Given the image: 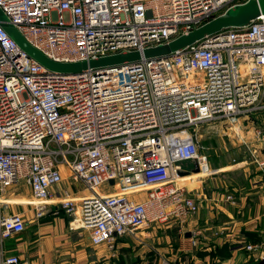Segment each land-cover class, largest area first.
<instances>
[{
  "label": "built area",
  "instance_id": "obj_1",
  "mask_svg": "<svg viewBox=\"0 0 264 264\" xmlns=\"http://www.w3.org/2000/svg\"><path fill=\"white\" fill-rule=\"evenodd\" d=\"M247 1L0 0V11L49 60L79 63L167 44ZM205 41L167 57L58 73L0 25V210L5 192L22 184L36 217L58 199L95 247L150 225L188 229L198 206L178 173L192 161L211 173L196 129L264 113V15ZM252 131L264 175V127ZM63 170L87 197L60 196ZM24 230L23 215L0 213V264H19L2 244ZM188 234L197 246L201 234Z\"/></svg>",
  "mask_w": 264,
  "mask_h": 264
},
{
  "label": "crops",
  "instance_id": "obj_2",
  "mask_svg": "<svg viewBox=\"0 0 264 264\" xmlns=\"http://www.w3.org/2000/svg\"><path fill=\"white\" fill-rule=\"evenodd\" d=\"M253 150L245 144L236 165L212 164V170L219 173L239 172V179L212 177L206 181L204 177L195 179L193 173L181 176L180 184L188 195L201 202L188 225L201 231L200 243L192 247L188 233L181 243L193 250L188 264H264V175L255 163L260 154H253ZM247 154L251 160L246 159ZM247 165H255L257 170L249 173ZM191 167L185 163L182 172ZM62 173L63 184L56 189L61 197L88 195L81 185L69 183L66 170ZM36 210L18 209L25 219V230L3 242L6 256L17 257L19 264H99L100 252L91 246L87 231L78 228L63 209L49 205L41 217L35 216ZM246 245L260 248L247 252Z\"/></svg>",
  "mask_w": 264,
  "mask_h": 264
},
{
  "label": "rangeland",
  "instance_id": "obj_3",
  "mask_svg": "<svg viewBox=\"0 0 264 264\" xmlns=\"http://www.w3.org/2000/svg\"><path fill=\"white\" fill-rule=\"evenodd\" d=\"M257 126L264 127V113L257 117L239 120L237 124L235 122L231 125H229V123H221L214 126L205 124L196 129L199 153L207 157L208 167L211 173L198 176H196V174L195 179H203V177L207 179L206 181L212 177L219 178L221 181L224 179H239V172L219 173L217 170H212V164L225 163L231 166L236 165L235 162H238L240 159L239 156H241V150L245 144H248L251 149H254L252 151L253 154L256 152L259 155V146L254 142L252 134L253 127ZM248 154L246 155V159L249 158V160H251L250 154ZM246 168H248L247 171L249 173H253L257 170L255 165H247ZM69 183L71 182L69 181ZM67 199H74L73 202L77 201V198ZM2 202L6 204L2 206L0 213L8 215L19 214L18 209H34L35 200L32 198L29 189L21 184L10 187L5 192ZM57 203H59L58 199L45 207L47 209L49 205L56 206ZM196 204L199 211L201 202L200 204L196 202ZM189 232H199V234H201V231L191 230L189 227L188 229H181L177 223H170L168 225L157 224L124 235L110 244L98 247L91 246L100 252L99 264H188L189 257L193 250H190L187 244L184 245L181 243L184 241L183 239H185L184 233ZM188 240H191V236Z\"/></svg>",
  "mask_w": 264,
  "mask_h": 264
},
{
  "label": "water",
  "instance_id": "obj_4",
  "mask_svg": "<svg viewBox=\"0 0 264 264\" xmlns=\"http://www.w3.org/2000/svg\"><path fill=\"white\" fill-rule=\"evenodd\" d=\"M150 13H148V16ZM260 15H264V0H248L244 4L219 15L202 26L192 30L191 32L181 35L167 44L145 49L142 53L131 52L127 54H118L108 57H103L98 60H91L88 62L79 63H56L46 58L42 53L28 44L16 29L7 23L6 18L0 11V25L8 36L15 42L17 47L25 52L31 59H33L40 66L45 69L58 73H77L86 69H97L109 66H118L125 63H135L141 58L156 59L167 57L176 51L182 50L195 43L206 42L208 37H216L224 31L231 28L242 27ZM191 170L188 172H179L178 175L185 176L191 173L198 174L199 168L196 161L191 162ZM112 184V182H110Z\"/></svg>",
  "mask_w": 264,
  "mask_h": 264
},
{
  "label": "bare ground",
  "instance_id": "obj_5",
  "mask_svg": "<svg viewBox=\"0 0 264 264\" xmlns=\"http://www.w3.org/2000/svg\"><path fill=\"white\" fill-rule=\"evenodd\" d=\"M3 200V199H2Z\"/></svg>",
  "mask_w": 264,
  "mask_h": 264
}]
</instances>
